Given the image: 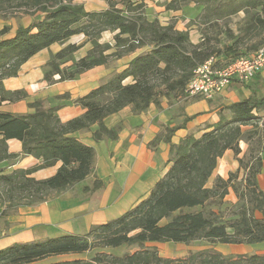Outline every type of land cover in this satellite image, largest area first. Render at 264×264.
<instances>
[{
  "label": "trees",
  "instance_id": "1",
  "mask_svg": "<svg viewBox=\"0 0 264 264\" xmlns=\"http://www.w3.org/2000/svg\"><path fill=\"white\" fill-rule=\"evenodd\" d=\"M11 1L0 0V9ZM107 2L109 9L88 12L74 0H21L17 7L25 8V13L32 16L44 15L43 18L27 27H18L12 38H4L8 27L0 29V102L26 97L23 91L6 93L2 88L4 79L16 77L35 55L54 44L64 45L73 36L89 38L93 49L80 60L73 59L79 47L71 44L52 55L46 73L51 84L75 80L88 70L107 65L111 57L120 59L138 49L149 48L135 57L124 71L76 101L85 110L81 117L62 123L58 108L46 107L42 101L30 104L34 109L30 114L0 112V163L18 159V155L8 151L7 141L12 139L21 141L24 155L41 161L32 169H15L11 173L0 170L3 217L11 214L10 209L21 206L22 199L30 200L24 207L43 203L73 189L94 173L95 149L71 134L97 125L93 133L95 141L116 140L119 128H107L106 118L129 106L134 114H141L153 104L160 107L163 97L169 101L186 97L196 68L216 56L209 48L210 38L206 35L202 43L195 45L189 33L176 30L174 23L163 26L157 20L148 21L143 2ZM189 2L204 6V19L209 21L236 14L241 8L258 10L259 14L253 15L251 22L264 29V0H241L242 4L236 5H223L219 0H174L167 9L176 10ZM119 4L123 8L118 7ZM107 31H118L116 51L110 54L107 53L113 47L100 43L102 34ZM241 56L246 55L230 59ZM69 61H73V65L62 68ZM56 76H59L57 80ZM128 78L133 82L125 84ZM260 114L263 115L259 117ZM260 119L264 127V95L253 93L248 99L225 106L219 113L218 123L199 138L191 134L179 144L172 143L174 133L184 128L188 118L179 126L165 129L151 146L169 143L172 165L146 199L120 218L93 226L86 235H66L0 250V264H31L54 256L83 254L97 247L136 250L118 256L98 254L88 262L54 264H264V255H223L214 247L192 252L183 259H169L161 257L156 247L149 246L152 243L190 245L200 241L209 245L264 242V193L257 183L261 158L249 168L246 192L240 196L243 209L239 219L229 222L208 209L211 201L219 205L224 202L233 178L238 176L231 173L228 180L218 177L215 185L208 187L219 160L228 150L238 156L239 143L245 135L243 127ZM59 162L62 165L53 177L46 180L32 177L34 172ZM102 186V181L96 179L93 187L85 191H97ZM245 200L253 204V211L246 208ZM254 211H259L263 218L254 217Z\"/></svg>",
  "mask_w": 264,
  "mask_h": 264
},
{
  "label": "crops",
  "instance_id": "2",
  "mask_svg": "<svg viewBox=\"0 0 264 264\" xmlns=\"http://www.w3.org/2000/svg\"><path fill=\"white\" fill-rule=\"evenodd\" d=\"M120 2L121 0H114ZM145 4V16L148 21H159L163 26L174 23L176 30L188 32L190 40L197 45L202 43L205 35L210 33L205 26L213 24L214 38L210 39L209 48L216 53H229L232 55L253 54L264 42V29L258 28L251 22L253 15L259 14L258 10H241L222 19H204V6L195 2L182 5L179 9H167V5L174 0H132ZM77 4L84 5L88 12H101L109 9L107 0H74ZM221 4H242L241 0H219ZM118 7L123 8L121 4ZM37 19L44 15L37 14ZM240 19L239 27H233L231 22ZM230 20H232L230 22ZM201 21V22H199ZM224 23L222 26L220 23ZM219 24V25H216ZM31 25V24H29ZM28 25V26H29ZM219 26V27H217ZM27 27V26H25ZM11 31L8 38L15 36L16 30ZM209 31V30H208ZM118 31H107L101 36V44H110L113 48L107 54L116 51L115 36ZM226 35V39L222 36ZM237 40L239 41L236 44ZM222 41V42H221ZM76 45L79 50L73 55V59L80 60L93 49V44L84 35H76L64 44H54L41 51L20 69L16 77L6 78L2 82V88L6 93L23 91L26 97L19 100L0 102V112L11 114H30L34 109L30 104L42 101L46 107L58 108V117L62 123L81 117L85 110L76 102L87 96L90 92L100 87L114 74L124 71L129 63L137 56L147 52L148 47L138 49L136 52L117 59L111 65L95 67L83 73L75 80L55 82L51 84L46 79L48 64L52 55H56L67 45ZM220 65L229 62L230 58L215 56ZM73 65V61L64 64L62 68ZM57 80L58 78L55 77ZM133 82L128 78L125 84ZM264 95V73L255 78L250 84L243 85L233 83L222 95L213 100L187 95L169 101L161 98V105H151L147 111L134 114L132 107H126L104 120L107 128H119V136L116 140H103L97 142L93 133L98 129L97 125L89 130H83L71 134L81 143L93 147L96 151L95 171L85 181L74 186L73 189L55 195L49 200L29 207L20 208L17 212L8 216H1L0 211V250L15 244L45 241L66 235H86L95 225L106 224L120 218L135 208L146 199L155 185L166 175L171 165L170 144L160 142L155 147L151 143L167 128H174L185 123L184 128L177 130L172 143L179 144L185 137L194 134L199 138L211 131L219 121L220 111L228 105L240 102L253 96ZM185 99H188L185 103ZM1 139V137H0ZM260 150L262 167L257 176L258 188L264 193V137ZM10 154L18 155L13 161H3L0 167L11 169H32L41 164V161L33 156L23 154L21 141L12 139L7 141ZM61 162L55 166L38 170L32 177L36 180H46L53 177ZM238 169L235 156L231 150L226 151L219 160L217 170L208 182L221 177L228 180L229 175ZM96 179L102 181L103 186L97 191H85L92 188ZM262 216V214H261ZM263 216L261 217V219ZM162 243L149 244L151 247H159ZM214 249L223 255H264V242L254 245L246 244H216ZM77 258L78 254H68L49 257L31 264H54L67 262L65 258Z\"/></svg>",
  "mask_w": 264,
  "mask_h": 264
},
{
  "label": "rangeland",
  "instance_id": "3",
  "mask_svg": "<svg viewBox=\"0 0 264 264\" xmlns=\"http://www.w3.org/2000/svg\"><path fill=\"white\" fill-rule=\"evenodd\" d=\"M21 0H12L11 2L4 3L2 5V8L0 9V29L3 27H8L9 32L4 38H8L11 35V31L15 30L16 28L20 26H28L29 24H32L35 19H37V16H32L25 13V8H19L16 5L19 4ZM204 15L201 16V21L204 22ZM199 21V22H201ZM232 20H230L231 22ZM240 19H236L231 22L233 27L237 28L239 27ZM222 26L224 23H220ZM219 25V24H216ZM213 24H209L205 26V30L209 32L210 34L207 36L210 39L214 38V33L217 31H222L219 29H213ZM219 27V26H217ZM11 30V31H10ZM209 30V31H208ZM227 36L223 35L222 39H226ZM222 42V41H221ZM216 56L220 57L223 56L222 59L230 58L233 56L238 55H245V54H232L229 53H216ZM225 57V58H224ZM117 58L111 57L109 59V62L107 64L111 65L113 62H115ZM188 95V94H187ZM188 99H185V103L188 102ZM263 114H260L259 117H261ZM258 128V129H257ZM243 131L245 133L244 138L240 141V154L237 156L233 152L235 156V160L237 162L238 169L233 172V174L238 173V176L233 178V184L229 187V193L224 199V202L219 205L213 201L209 202L208 209L213 210L219 217H222L226 221H233L235 219L240 218L241 211L243 209L242 202L240 201V196L245 194L246 189L245 186H247L246 179L249 174V168L252 164H256L258 158H260V150L263 143V137H264V127L262 126V120L256 121L251 126L243 127ZM255 131L253 134L252 132ZM0 170H3L4 173H11L15 169L9 170L8 167L1 168ZM217 178L214 180L212 179L210 181L209 186H214L216 183ZM238 190V192H237ZM21 206L15 207L10 209V213L13 214L17 212L20 208H24L23 204L30 203L29 199H22L20 201ZM246 208L250 209V211H253V204L246 202L245 200ZM200 209V208H198ZM194 209V210H198ZM254 217L261 219V213L259 211L253 212ZM214 247V245H209L206 242L200 241L195 242L190 245L185 244H175V243H162L157 247V250L161 257L163 258H169V259H183L186 258L190 253L196 252L199 250H203L206 248ZM136 250V248H127L122 247L119 249H111V248H94L89 252L78 254L77 258L68 257L65 258L67 262H73L76 260H82V261H91L96 255L98 254H109V255H122L124 253H133ZM56 263V262H53ZM65 263V262H63Z\"/></svg>",
  "mask_w": 264,
  "mask_h": 264
},
{
  "label": "built area",
  "instance_id": "4",
  "mask_svg": "<svg viewBox=\"0 0 264 264\" xmlns=\"http://www.w3.org/2000/svg\"><path fill=\"white\" fill-rule=\"evenodd\" d=\"M262 73L264 42L253 54L241 56L222 65L215 56L210 57L196 68L186 93L191 97L213 100L227 91L233 83L248 85Z\"/></svg>",
  "mask_w": 264,
  "mask_h": 264
}]
</instances>
